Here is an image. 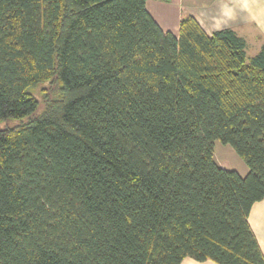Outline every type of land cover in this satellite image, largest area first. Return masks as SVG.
I'll return each instance as SVG.
<instances>
[{
    "label": "trees",
    "instance_id": "trees-1",
    "mask_svg": "<svg viewBox=\"0 0 264 264\" xmlns=\"http://www.w3.org/2000/svg\"><path fill=\"white\" fill-rule=\"evenodd\" d=\"M145 3L0 0V264H264V42Z\"/></svg>",
    "mask_w": 264,
    "mask_h": 264
},
{
    "label": "crops",
    "instance_id": "crops-1",
    "mask_svg": "<svg viewBox=\"0 0 264 264\" xmlns=\"http://www.w3.org/2000/svg\"><path fill=\"white\" fill-rule=\"evenodd\" d=\"M145 5L158 25L175 35L178 33L181 16L189 14L207 34L221 28H231L245 40L246 45L248 38H253L257 42L256 53L264 42V0H146ZM218 157L224 158L221 155ZM213 158L219 166L226 168L221 160H217L215 156ZM235 170L241 175L248 171L243 165ZM247 220L264 256V197L252 204ZM179 264L217 263L185 257Z\"/></svg>",
    "mask_w": 264,
    "mask_h": 264
},
{
    "label": "rangeland",
    "instance_id": "rangeland-1",
    "mask_svg": "<svg viewBox=\"0 0 264 264\" xmlns=\"http://www.w3.org/2000/svg\"><path fill=\"white\" fill-rule=\"evenodd\" d=\"M257 42L253 38H248L247 45H246V55L247 58L253 56L257 51ZM50 83H40L32 90V94H34L35 97H37L40 101V103H43L47 97V93H49L48 89H50ZM42 105H40V108ZM40 110V109H39ZM18 121L15 120H6L0 122V128L6 127V126H13L17 124ZM220 153V154H219ZM224 157L219 158L218 156ZM213 156L217 160H221L223 165L228 169H240V166H246L245 163L242 161V159L235 153V151L232 149V147L228 144H223L219 140L214 141L213 145ZM224 159V160H223Z\"/></svg>",
    "mask_w": 264,
    "mask_h": 264
}]
</instances>
